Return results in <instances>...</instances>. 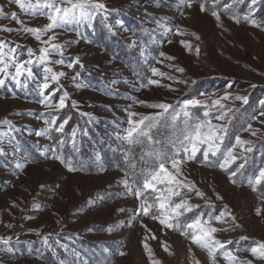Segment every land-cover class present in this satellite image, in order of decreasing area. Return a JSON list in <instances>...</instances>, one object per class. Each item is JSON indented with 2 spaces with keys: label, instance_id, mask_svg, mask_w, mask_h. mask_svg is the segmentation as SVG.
<instances>
[{
  "label": "rangeland",
  "instance_id": "obj_1",
  "mask_svg": "<svg viewBox=\"0 0 264 264\" xmlns=\"http://www.w3.org/2000/svg\"><path fill=\"white\" fill-rule=\"evenodd\" d=\"M99 2L106 4L110 23L122 20L125 28L138 34L140 42L147 48V57L127 49L125 38L130 36L128 31L121 30L119 36L113 37L100 18L92 28L80 27V35L74 25L66 30H56L58 39L55 42L76 41L66 49L65 58L79 57L84 65V68L77 66L75 70L65 69L68 78L64 84L69 100L60 117L71 119L65 130L67 143L58 146L55 153L63 163L50 158L53 156L50 151L53 142L34 134L35 130L45 127L43 120L37 117L49 111L38 103L36 91L31 87L27 90L17 88L14 84L0 88V121L8 119L16 127L27 126L33 130L31 135L27 131L13 133V144L18 145L19 151L15 157L11 152L0 157V238L11 237L7 245L0 243V264H60L61 260L65 264L71 260H76V264H148L143 249L144 237L148 233L142 225L157 235V240L147 242L162 264H190V242L179 233L164 235L160 226L147 217L129 225V217L133 215L131 210L138 201L126 192L122 183L126 175L107 165L102 153H115L117 151L113 149L122 144L119 137L128 126L127 111L141 114L158 111L136 101L178 105L184 99H215L227 94L230 97L247 96L252 105L256 93L264 98V31L243 21L236 24L230 19L222 9L224 3L232 0H220L219 9L213 8L212 0H195L191 9L182 8L183 15L177 10L179 0ZM204 2L210 9L220 10V26L210 11L199 10V4ZM0 7L6 12L17 11L19 18L29 22V26L47 22L44 17L31 18L20 14L8 0H0ZM235 10L243 15L247 12V4ZM255 18L264 21V0L257 5ZM0 25L18 27L14 21L4 18H0ZM177 27L186 34L176 35ZM168 29L170 33H166ZM192 33L199 35L200 40H195ZM0 39L12 46L37 47L35 40L24 33L0 32ZM169 40L171 43L167 42ZM181 40L189 41L194 48L198 45L199 55L195 50L185 49ZM21 58L26 59V53ZM153 67L165 73V77L153 76ZM179 68L184 71H177ZM37 73L43 75L40 69ZM76 73L80 74L76 82L83 85L80 88H76V82L72 80ZM168 76L186 80L188 84L176 83L167 79ZM149 78L159 84L148 85ZM192 80L196 83L191 84ZM141 83L147 86L141 87ZM200 93L206 95L200 96ZM72 101L77 104L72 106ZM260 102L258 106H261ZM223 103L238 110L232 121L230 140L234 142L235 136L240 135L257 145L245 174L237 177V183L233 184L219 168L189 162L184 171L212 197L218 208L227 204L236 217L239 227L235 231L218 233L217 238L236 240L246 236L248 240L242 241L240 247H250L254 241H264V216L256 215L257 208L264 210V185L258 186L254 192L247 184L258 168L264 167V149L259 143L264 141V135L253 137L243 129L250 123L253 129L264 132V124L259 122L264 120V116L259 115L264 106L252 113L248 103L233 99ZM90 116L94 119L90 120ZM254 116L257 119H252ZM167 122L171 124V117ZM74 127L87 129L89 133L87 136L78 133V150L72 147L71 131ZM0 131H7V126H0ZM52 135L58 137L60 134ZM17 162L23 163L24 168L16 169ZM69 163L77 170L68 171L66 165ZM41 185L45 187L41 188ZM213 189L223 197L222 201L215 199ZM192 202L203 203L197 198ZM13 203L17 206L13 207ZM37 205L39 210L35 207ZM121 208L129 211H118ZM45 236L49 237L48 245L43 243ZM161 241L167 242L175 254L164 253ZM121 251L126 255H119ZM194 251L201 264H208L205 252ZM73 253H78V258ZM236 255L251 259L247 252H236Z\"/></svg>",
  "mask_w": 264,
  "mask_h": 264
},
{
  "label": "snow or ice",
  "instance_id": "obj_2",
  "mask_svg": "<svg viewBox=\"0 0 264 264\" xmlns=\"http://www.w3.org/2000/svg\"><path fill=\"white\" fill-rule=\"evenodd\" d=\"M195 0H179L178 11L182 8L191 9ZM261 0H232L231 3H224L222 11L229 15L236 24L242 21L253 28L264 31V21H258L255 18L256 7ZM10 5H15L20 14L36 18L44 17L46 23L40 26H29V22L19 18L17 11L6 12L0 7V18L10 19L18 27H8L0 25V32L12 33L18 35L24 33L35 40L37 47L33 48L27 45L12 46L10 42L0 39V88L8 84H14L17 88L36 91L39 96L38 103L49 109L42 112L37 117L42 119L44 128L35 130L37 137H45L53 143L50 151L53 156L50 158L64 161L58 155L57 147H63L67 143L65 136L66 127L70 123L71 117L61 119L60 113L68 107L69 93L66 90L64 80H66V70H75L77 66L84 68L79 57L65 58V51L76 41H66L64 43L55 42L58 39L57 29H68V26L74 25L78 35L79 28H92L95 22L100 18V22L109 34L113 37L120 35V31H128L130 36L125 38V44L130 51H136L142 57H147V48L140 42L138 34L131 29L124 27L122 20L117 19L115 23L109 22L110 12L105 3L99 0H8ZM220 0H212L214 9H219ZM247 4V12L241 15L235 9L242 4ZM201 12L210 11L212 17L220 26V10H212L207 3H200ZM170 29L166 33H170ZM176 35L183 36L184 33L179 27L175 30ZM193 38L200 40L199 35L192 33ZM136 37V38H133ZM81 38H83L81 36ZM171 43V41H167ZM180 43L188 51L195 50L199 55V46H193L189 41L181 40ZM26 53L27 58L22 59L21 55ZM164 56V53H160ZM58 57V58H53ZM174 59V57H167ZM159 63V61H158ZM37 69L42 70L43 75L37 73ZM183 72L184 69H177ZM153 76L165 77V73L159 72L157 68L151 69ZM79 73L72 76L74 82L77 81ZM167 79L174 80L176 83L188 84V81L176 80L172 76ZM117 83V81H112ZM196 81L192 80L191 84ZM148 85H158L159 81L148 79ZM76 88L83 85L76 82ZM141 83V87H146ZM170 90L171 86L166 85ZM255 87V85H253ZM205 96V93H200ZM230 99L248 103L247 96L230 97L225 94L215 99L201 100L198 98L184 99L178 105L166 102L147 103L140 100L136 103L154 109L151 114H141L133 111H127V128L119 139L122 144L117 145L113 151L120 150L126 164L131 166V183L125 178L122 183L128 195H132L138 201L136 207L132 209L133 215L129 217L128 223L141 217H147L160 226L164 235L168 232L179 233L190 242L188 255L190 264H201L196 257L194 249H199L207 254L208 264H264V241H254L250 247H240L242 241H247L248 237L241 236L236 240H221L217 234L235 231L239 225L236 223V217L232 214L227 204L218 208L212 197L202 191L195 181L189 179L185 174L184 168L189 162L199 163L209 168H219L226 173L231 183H237V177L245 174L246 166L250 158L256 151L257 145L251 140L242 139L240 135L235 136V141L230 140L231 126L237 109L228 107L223 101ZM264 105V101L260 102ZM72 106L77 104L71 102ZM19 115V113H17ZM31 115V113H29ZM89 115V114H81ZM260 116H264L261 111ZM171 117V127L175 135L167 140L156 139L153 135V129L159 130L161 126L168 127L167 119ZM94 119L90 116V120ZM252 119H257L256 116ZM264 124V120L259 121ZM7 126V131H0V157H6L11 152L13 157L19 151V147L13 144L16 132L27 131L29 135L33 130L25 126L16 127L11 120L4 119L0 121V126ZM243 131L251 136H262L264 132L259 129H253L252 124H248ZM52 133L60 134L58 137ZM78 133L83 136L89 135L87 129L79 127L72 128L71 141L74 150L77 149ZM261 149H264V141H260ZM148 145L149 150L145 152L140 160L143 167L139 173L135 172L136 163L134 158L129 156L128 149L123 145ZM9 145L10 147H6ZM7 166V164L5 165ZM24 164L17 162L16 169H23ZM68 171H76L71 164L66 165ZM129 173L126 171V177ZM248 187L252 191H257V187L264 185V167L258 170L248 179ZM44 188V185L40 186ZM213 195L218 201L223 197L213 189ZM193 198H197L203 203H193ZM16 207L15 203L12 205ZM93 206H95L93 204ZM39 210V206H35ZM118 211L125 212L128 209L121 208ZM257 216H264V210L257 208ZM32 217H28L31 219ZM230 225V226H229ZM12 227L11 225H7ZM148 233L144 237L143 249L148 258V264H162L156 258L153 249L147 241L157 240L155 233L151 232L145 225H142ZM11 237L0 238V243L7 245ZM43 243L48 245L49 237L42 238ZM58 243V242H57ZM235 245V247H232ZM67 251V246H63ZM163 252L169 256L174 255L171 246L165 242H160ZM247 252L251 259H241L236 252ZM77 258L78 253H73ZM119 255H126L125 252H119ZM60 264H65L64 260ZM68 264H76V260H71Z\"/></svg>",
  "mask_w": 264,
  "mask_h": 264
},
{
  "label": "trees",
  "instance_id": "obj_3",
  "mask_svg": "<svg viewBox=\"0 0 264 264\" xmlns=\"http://www.w3.org/2000/svg\"><path fill=\"white\" fill-rule=\"evenodd\" d=\"M255 98L256 99L252 105L250 101L248 102V105H247L249 111L252 113L258 110L259 107L264 106V105L258 106V103L260 101H264V98L262 97V95L256 93ZM168 125H169L168 127L161 126L159 130L153 129V135L155 136L156 139L167 141L175 135L172 127L170 126L171 124L169 122H168ZM123 148L128 149L129 156L131 158H134L133 162L136 163L135 172L139 173L141 168L143 167V162L140 160V157L149 150V146L146 144L145 145H133V146L123 145ZM102 156H104L105 160L107 161L106 164L109 165L110 167L123 172L125 175L127 171L129 173V176L127 178L129 179L131 183V172L133 170L131 169L130 165L125 163L123 157L121 156L120 150H117V152L112 153V154L102 153Z\"/></svg>",
  "mask_w": 264,
  "mask_h": 264
}]
</instances>
